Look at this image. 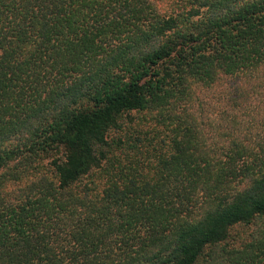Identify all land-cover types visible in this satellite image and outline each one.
Wrapping results in <instances>:
<instances>
[{
    "label": "trees",
    "instance_id": "trees-1",
    "mask_svg": "<svg viewBox=\"0 0 264 264\" xmlns=\"http://www.w3.org/2000/svg\"><path fill=\"white\" fill-rule=\"evenodd\" d=\"M0 264H264V0H0Z\"/></svg>",
    "mask_w": 264,
    "mask_h": 264
}]
</instances>
